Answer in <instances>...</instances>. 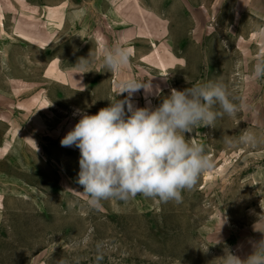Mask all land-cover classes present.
Segmentation results:
<instances>
[{"label":"rangeland","instance_id":"rangeland-1","mask_svg":"<svg viewBox=\"0 0 264 264\" xmlns=\"http://www.w3.org/2000/svg\"><path fill=\"white\" fill-rule=\"evenodd\" d=\"M117 43L131 62L111 73L103 49ZM259 59L264 0H0V264H223L225 248L246 258L264 238V78L247 79ZM127 77L151 86L136 107L208 81L242 105L186 133L213 166L180 203L137 195L92 208L79 149L60 144L74 110L125 99Z\"/></svg>","mask_w":264,"mask_h":264},{"label":"clouds","instance_id":"clouds-1","mask_svg":"<svg viewBox=\"0 0 264 264\" xmlns=\"http://www.w3.org/2000/svg\"><path fill=\"white\" fill-rule=\"evenodd\" d=\"M132 51L119 43L106 46L102 56L104 68L111 73L123 72L130 65ZM261 78L264 59L255 62L247 77ZM142 88L151 91L150 84L132 77L121 79L116 97L127 93L125 99L110 100L107 107L93 115L74 110L73 115L80 119L60 141L62 147L79 149L77 183L89 197L87 203L92 208H100L105 200L127 202L137 195L165 203L182 202V192L193 189L201 174L213 166L204 145L187 138L186 133L214 126L218 116L234 117L242 107L219 81L184 90L173 88L155 108L133 104L132 97ZM155 94L159 95L160 89ZM240 141L255 145L258 137L245 130ZM262 218L264 214L258 222ZM221 220L220 229L225 223L223 213ZM218 259L223 264H264V238L253 242L252 251L244 259L229 248Z\"/></svg>","mask_w":264,"mask_h":264},{"label":"crops","instance_id":"crops-1","mask_svg":"<svg viewBox=\"0 0 264 264\" xmlns=\"http://www.w3.org/2000/svg\"><path fill=\"white\" fill-rule=\"evenodd\" d=\"M132 33V32H131ZM130 33V36L133 34H131ZM25 36H27V34L25 35ZM53 37H54V34L52 33V34H50V36L49 37H47V38H42L41 36L40 37H36V40L37 41H39V42H42L43 44H46V43H49L50 42V40L51 39H53ZM163 64H165L164 62H163Z\"/></svg>","mask_w":264,"mask_h":264}]
</instances>
